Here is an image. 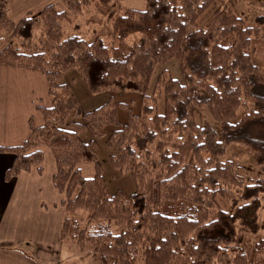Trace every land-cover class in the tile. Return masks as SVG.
<instances>
[{"label": "trees", "instance_id": "1", "mask_svg": "<svg viewBox=\"0 0 264 264\" xmlns=\"http://www.w3.org/2000/svg\"><path fill=\"white\" fill-rule=\"evenodd\" d=\"M8 1L0 0V40L7 42L0 65L40 71L52 104L36 106L43 123L30 119L22 143L0 147L13 155L4 179L33 166L40 171L43 148L51 151L53 186L66 210L61 238L91 247L98 264H213L221 256L234 264H264V238L231 247L237 224L250 233L258 229L264 177L243 183L234 163L221 160L228 146L238 144L264 171V70L253 60L260 28L243 25L219 6L199 25L217 0H147L143 10L99 0L108 10V39L65 36L62 22L70 19L64 11L47 5L12 23ZM63 3L78 14L89 0ZM133 34V42L125 41ZM172 58L179 60L181 79L162 70L147 93L155 67ZM71 68L91 92L141 93L139 112L110 97L81 113L68 87L56 82ZM118 107L127 112L124 123ZM196 110L207 111L214 124L198 123ZM78 116L84 121L74 120ZM107 127H113L106 138L111 164L129 171L135 183L128 197L107 191L94 141L79 136L85 128L100 136ZM83 162L93 164L91 177L82 176ZM217 197L232 209L218 208Z\"/></svg>", "mask_w": 264, "mask_h": 264}, {"label": "crops", "instance_id": "2", "mask_svg": "<svg viewBox=\"0 0 264 264\" xmlns=\"http://www.w3.org/2000/svg\"><path fill=\"white\" fill-rule=\"evenodd\" d=\"M141 1L139 10L147 6V0ZM47 5L67 11L62 0H10L6 17L16 23ZM6 45L7 42L0 40V51ZM51 104L49 83L40 71L0 65V147L22 143L29 135L30 119L35 126L43 123L36 106L48 108ZM43 155L40 171L33 166L5 180L4 172L11 165L13 155L0 151V264L69 262L70 248L61 238L66 216L60 204L63 195L52 181L56 164L49 149L43 148Z\"/></svg>", "mask_w": 264, "mask_h": 264}, {"label": "rangeland", "instance_id": "3", "mask_svg": "<svg viewBox=\"0 0 264 264\" xmlns=\"http://www.w3.org/2000/svg\"><path fill=\"white\" fill-rule=\"evenodd\" d=\"M63 1V0H62ZM123 7H130L140 9L138 6L142 5L141 0H118ZM65 5V4H64ZM216 6L229 8L236 16L241 18L245 26H258L260 32L257 37V42L254 44L253 60L264 70V0H217V4L211 5L204 14L197 20L199 25H205L213 16V11ZM65 7H67L65 5ZM99 5V0H89V3L76 14L67 7L64 11L69 21H63V31L65 36L71 34L89 35L96 33L104 39H108L110 24L108 17V10L103 9ZM58 10V9H57ZM62 11V10H58ZM102 11V12H100ZM106 12V13H105ZM137 35L128 36L125 41L131 43L135 40ZM167 70L170 75L177 79H181V70L179 60L172 58L163 64L155 67L147 93L151 92L156 75L162 71ZM58 84H65L71 91L77 106L81 113L91 111L113 97L118 103H126L129 105L133 113L137 114L141 105V93L134 90H126L124 92H110L108 90L91 92L88 90L85 81L80 74L73 68L65 70L57 78ZM163 102L162 98L158 101V112H162ZM240 112H243L240 110ZM73 119V117H71ZM127 118L125 109L117 108V119L120 123H124ZM195 119L198 123L208 122L214 124V120L210 114L205 110H196ZM78 122H83L84 118L78 116L74 118ZM113 127H107L104 133L100 136L94 135L88 128L79 132V136L84 141L93 140L96 148L97 160L100 165L101 175L104 179L106 189L113 194L120 191L125 197L130 196L135 190V183L129 171H120L112 166L110 161L111 149L106 144V138ZM223 161L233 162L236 171L243 180V183L251 182V178L264 177V171H261L253 161V152L244 146L238 144H231L227 147ZM80 172L83 177H91L94 174L93 164L83 162L79 165ZM218 208L230 211L232 204L228 200L217 197ZM259 209L258 214V229L255 233L245 231L238 224L236 225V238L231 247L234 246H251L258 239L264 238V191L259 194ZM214 212V211H213ZM83 213V212H82ZM87 212L83 213L84 216ZM66 245L69 246V262L66 264H98V261L92 255L91 247L78 245L74 240L66 239ZM231 252L229 258L234 256ZM213 264H234L232 260H225L223 256L218 258Z\"/></svg>", "mask_w": 264, "mask_h": 264}]
</instances>
